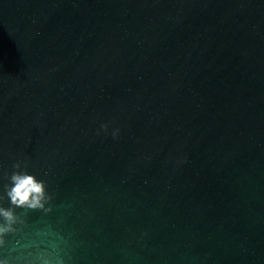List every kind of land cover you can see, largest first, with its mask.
<instances>
[{
  "label": "water",
  "instance_id": "1",
  "mask_svg": "<svg viewBox=\"0 0 264 264\" xmlns=\"http://www.w3.org/2000/svg\"><path fill=\"white\" fill-rule=\"evenodd\" d=\"M16 163L7 264H264V0H0Z\"/></svg>",
  "mask_w": 264,
  "mask_h": 264
},
{
  "label": "clouds",
  "instance_id": "2",
  "mask_svg": "<svg viewBox=\"0 0 264 264\" xmlns=\"http://www.w3.org/2000/svg\"><path fill=\"white\" fill-rule=\"evenodd\" d=\"M103 127H107L104 125ZM18 171L12 172L9 177V184L4 186L6 197L10 200V206L5 208L0 206V246L5 244L4 237L8 234L17 232L16 227L18 217L16 209L43 210L45 213L51 212V207H46L52 197L46 190V184L43 180L37 179L33 174L26 170L19 171L20 163L13 165ZM25 223V221H21ZM0 264H7L6 260L0 261Z\"/></svg>",
  "mask_w": 264,
  "mask_h": 264
}]
</instances>
